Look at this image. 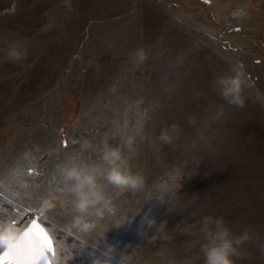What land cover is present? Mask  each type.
<instances>
[{"label":"rangeland","instance_id":"rangeland-1","mask_svg":"<svg viewBox=\"0 0 264 264\" xmlns=\"http://www.w3.org/2000/svg\"><path fill=\"white\" fill-rule=\"evenodd\" d=\"M202 2L0 0V211L23 231L44 228L52 264L66 248L69 264H168L199 239L182 222L204 214L250 226L256 243L237 264H264V12H254L264 0ZM13 45L22 61L7 59ZM232 68L245 82L240 108L212 88ZM137 127L144 187L108 189L111 212L77 216L61 164L91 161ZM176 175L178 191L165 192Z\"/></svg>","mask_w":264,"mask_h":264},{"label":"clouds","instance_id":"clouds-1","mask_svg":"<svg viewBox=\"0 0 264 264\" xmlns=\"http://www.w3.org/2000/svg\"><path fill=\"white\" fill-rule=\"evenodd\" d=\"M5 55L10 61H22L26 51L13 45ZM244 83L240 70L232 68L229 73L217 76L212 81V88L225 104L240 108L245 103ZM222 114L223 109H217V118ZM177 131L175 124L161 128L157 139L161 144H171ZM117 135L119 142L115 145L107 139L101 142L95 159L86 161L73 155L67 157L59 167L64 189L71 194L72 208L79 217L101 216L111 212L108 189L136 192L144 187V176L132 167V161L137 156L140 129H121ZM179 180L178 175L174 176L165 192L178 191ZM9 212L0 211V249H10L23 238L24 231L12 222ZM195 216V212L190 213V217ZM186 221L180 225L182 232L198 236L199 239L186 242L179 259L174 252H170L168 264H237L238 260L244 258L246 246L256 243L250 226L242 225L238 231H233L221 216L204 214L191 223ZM162 239L170 240L171 237L164 235ZM257 246L264 253V243ZM59 255L63 264H69L73 252L71 248H66Z\"/></svg>","mask_w":264,"mask_h":264},{"label":"water","instance_id":"water-1","mask_svg":"<svg viewBox=\"0 0 264 264\" xmlns=\"http://www.w3.org/2000/svg\"><path fill=\"white\" fill-rule=\"evenodd\" d=\"M29 226L28 228H30ZM27 228V229H28ZM39 228L43 229L42 226H39ZM25 231V230H24ZM44 232L47 234V232L44 230ZM49 240H50V245L47 246L48 250L44 251L45 249V244L41 238V236L38 233H34L31 237V243H32V248L34 249V252L32 255L35 256L33 259L31 256L28 257H22L17 255L16 250H15V245H13L10 249H5L1 254H0V264H51L49 255H52L53 252V243L52 240L50 239L49 235L47 234ZM24 237L19 241L23 242ZM26 247V246H25ZM11 251L12 252V259L9 260L8 256L5 255L7 252Z\"/></svg>","mask_w":264,"mask_h":264},{"label":"snow or ice","instance_id":"snow-or-ice-1","mask_svg":"<svg viewBox=\"0 0 264 264\" xmlns=\"http://www.w3.org/2000/svg\"><path fill=\"white\" fill-rule=\"evenodd\" d=\"M34 233H38L44 244H45V249L44 251H47L48 248L47 246L50 245V240L47 236V234L44 232L43 229L39 228V225L34 221L31 225L30 228L26 229L23 233L24 241L23 242H18L15 246V250L17 255L22 256V257H28L31 256L33 259L35 258L32 253L34 252V249L32 248V243H31V237ZM26 246V247H25ZM5 255L8 256L9 260L12 259V252L9 251Z\"/></svg>","mask_w":264,"mask_h":264},{"label":"flooded vegetation","instance_id":"flooded-vegetation-1","mask_svg":"<svg viewBox=\"0 0 264 264\" xmlns=\"http://www.w3.org/2000/svg\"><path fill=\"white\" fill-rule=\"evenodd\" d=\"M204 1V0H203ZM195 3H203L204 4V2H202V0H195ZM254 12H256V14L258 13H263L264 11L262 10V11H260V10H257V11H254ZM261 32H262V35H260V37L258 38V39H261V38H264V26H262V29H261ZM258 41V40H257ZM258 44H259V46H262V45H264V41H262V42H259L258 41ZM49 256V259H50V262H51V264H52V255H50V254H48Z\"/></svg>","mask_w":264,"mask_h":264}]
</instances>
